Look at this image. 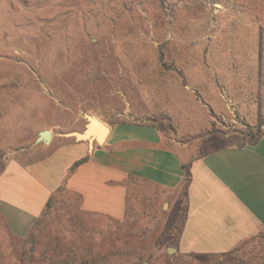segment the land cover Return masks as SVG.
Wrapping results in <instances>:
<instances>
[{
  "label": "rangeland",
  "instance_id": "rangeland-1",
  "mask_svg": "<svg viewBox=\"0 0 264 264\" xmlns=\"http://www.w3.org/2000/svg\"><path fill=\"white\" fill-rule=\"evenodd\" d=\"M84 114L163 124L196 151L248 142L264 131V0H0V171L70 141ZM181 205L131 186L116 220L58 192L23 237L0 218V264H245L180 253ZM125 218L133 237L116 234Z\"/></svg>",
  "mask_w": 264,
  "mask_h": 264
},
{
  "label": "crops",
  "instance_id": "crops-1",
  "mask_svg": "<svg viewBox=\"0 0 264 264\" xmlns=\"http://www.w3.org/2000/svg\"><path fill=\"white\" fill-rule=\"evenodd\" d=\"M96 116V115H95ZM109 126L101 144L70 140L45 156L10 159L0 171V218L23 237L58 192L81 211L120 220L131 186L157 191L158 201L183 206L178 250L225 253L264 232V131L254 144H214L196 151L146 123ZM87 160L69 173L71 165Z\"/></svg>",
  "mask_w": 264,
  "mask_h": 264
},
{
  "label": "trees",
  "instance_id": "trees-1",
  "mask_svg": "<svg viewBox=\"0 0 264 264\" xmlns=\"http://www.w3.org/2000/svg\"><path fill=\"white\" fill-rule=\"evenodd\" d=\"M146 124L153 126L156 130H158L162 134V130L164 129L163 124H154V123H150V124L146 123ZM260 134L252 137L248 142H244L243 140H241L243 138V136H234L226 144L240 145V146L245 145V144H254L257 141ZM71 140H73V138ZM87 158H88L87 156H84V157L76 160L71 165L68 174L72 173L76 167H78L79 165L84 163L87 160ZM53 199H54V196L50 197V199L46 203V207H45L44 211L42 212L41 216L45 214V212L48 210L49 207H51ZM39 218L36 219L35 222H37L39 220ZM72 218H74V216ZM35 222H34V224H35ZM116 226L119 227V229L116 230L117 231L116 234L118 237H124V238L133 237V234L131 232L132 225H131V223H129V220L127 218H125L121 223L117 222ZM180 229H181V226H180L179 230ZM178 232H177V238H176L177 242H178ZM177 242H176V248L178 249ZM219 254L220 255H227L228 254V255H231L233 258L240 257V258H242V260L244 261L245 264H264V232H262L258 236L251 237L249 239H245L242 242H240L233 249H231L225 253H219ZM185 255L186 256L187 255L209 256V255H216V254H185ZM185 255L184 256L183 255H174V258H176L175 261L177 263H181L182 262L181 260H183Z\"/></svg>",
  "mask_w": 264,
  "mask_h": 264
},
{
  "label": "water",
  "instance_id": "water-1",
  "mask_svg": "<svg viewBox=\"0 0 264 264\" xmlns=\"http://www.w3.org/2000/svg\"><path fill=\"white\" fill-rule=\"evenodd\" d=\"M86 122L80 131H72L63 134L64 137H72L75 141H86L89 148L94 143L101 144L109 133V126L95 115L84 114ZM52 138L50 130H42L38 133L35 143L49 144ZM174 248L169 247L168 253H173Z\"/></svg>",
  "mask_w": 264,
  "mask_h": 264
}]
</instances>
